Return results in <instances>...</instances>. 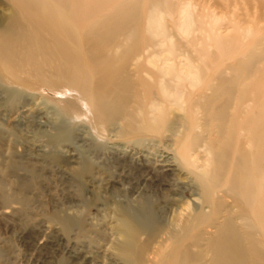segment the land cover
<instances>
[{"label":"bare ground","instance_id":"obj_1","mask_svg":"<svg viewBox=\"0 0 264 264\" xmlns=\"http://www.w3.org/2000/svg\"><path fill=\"white\" fill-rule=\"evenodd\" d=\"M73 2L0 0V77L48 84L62 95L53 103L61 118L81 105L96 132L124 139L121 153L151 190L130 200L134 208L129 201L118 206L107 233L91 236L82 218L56 215L62 232L76 226L79 241H87L67 252L65 262L264 264V85L250 89L264 60V36L246 59L220 60L207 79L188 68L184 73L181 62L151 60L152 43L144 55L135 39L111 50L122 32L135 29V10L78 35ZM203 132L215 142L208 157ZM183 191L197 202L184 200Z\"/></svg>","mask_w":264,"mask_h":264},{"label":"rangeland","instance_id":"obj_2","mask_svg":"<svg viewBox=\"0 0 264 264\" xmlns=\"http://www.w3.org/2000/svg\"><path fill=\"white\" fill-rule=\"evenodd\" d=\"M72 2L79 7L73 16L78 35L114 14L135 10V29L122 32L116 43H111V50L119 41L135 39L144 55V48L152 43L151 60L181 62L186 66L184 73L190 69L199 76L205 73L207 79L222 66L221 61L246 59L256 40L264 36V0ZM147 19L152 26L147 25ZM149 30L154 37L151 31L146 32ZM104 46L107 49L109 43ZM255 70L250 79L253 91L264 85V60ZM31 85H17L0 77V264L67 262L68 253L74 254L72 250L86 246L87 241H79L76 226L62 232L53 220L56 215L82 218L91 236L99 230L107 233L118 206L129 201L134 208L130 200L151 190L121 153L124 139L111 140L106 132H96L81 105L59 117L53 103L60 104L62 95L51 93L48 84ZM250 106L258 110L254 103ZM203 133L200 145L208 146V157L215 142L211 137L206 140ZM69 156L72 162L67 161ZM84 162L91 163L90 169L79 175ZM181 195L189 203L197 202L189 191Z\"/></svg>","mask_w":264,"mask_h":264}]
</instances>
